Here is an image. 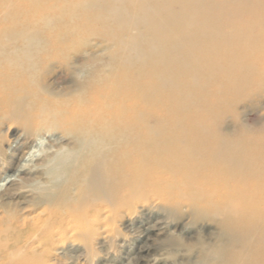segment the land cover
Wrapping results in <instances>:
<instances>
[{
    "label": "bare ground",
    "instance_id": "bare-ground-1",
    "mask_svg": "<svg viewBox=\"0 0 264 264\" xmlns=\"http://www.w3.org/2000/svg\"><path fill=\"white\" fill-rule=\"evenodd\" d=\"M32 1L0 0V127L12 136L5 152L0 139V264L59 259L148 197L219 222L224 242L198 244L203 264H264V137H232L211 100L249 67L240 46L264 43V0H83L112 44L58 87L41 81L54 58L32 39L3 42L8 11L16 25ZM51 130L62 143L41 149ZM237 165L252 190L228 183Z\"/></svg>",
    "mask_w": 264,
    "mask_h": 264
},
{
    "label": "rangeland",
    "instance_id": "rangeland-1",
    "mask_svg": "<svg viewBox=\"0 0 264 264\" xmlns=\"http://www.w3.org/2000/svg\"><path fill=\"white\" fill-rule=\"evenodd\" d=\"M82 2L33 0L31 5L20 8L16 25L8 22L14 9L8 11L7 20L3 21V42L7 39L9 45H16L20 37L26 36L32 39L31 47L39 54L54 58L41 69L40 79L47 86H71L75 77L68 68L83 60L93 63L90 56L106 54L102 48L112 44L102 33L97 8L83 9ZM4 31L0 26V33ZM10 35L17 36L10 40ZM256 42L240 46L242 58L249 61L243 77L228 92L211 98L213 102L221 98V110L213 115L221 117L232 137H264V43ZM0 139L5 152L12 136L4 125L0 127ZM62 141L58 130L46 131L37 139L41 149H50ZM235 149L240 161L252 156L243 144ZM237 166L240 172L228 174V183L252 190L248 183L254 172L249 167ZM87 233L83 232V243H67L63 255L47 264H203L198 244L224 242L220 224L213 215L195 211L186 203L165 204L155 197L140 199L134 207H120L113 230L108 226L97 233Z\"/></svg>",
    "mask_w": 264,
    "mask_h": 264
}]
</instances>
